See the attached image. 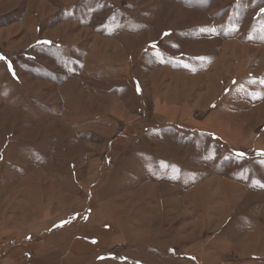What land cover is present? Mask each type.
Listing matches in <instances>:
<instances>
[{"label":"rangeland","instance_id":"rangeland-1","mask_svg":"<svg viewBox=\"0 0 264 264\" xmlns=\"http://www.w3.org/2000/svg\"><path fill=\"white\" fill-rule=\"evenodd\" d=\"M0 264H264V0H0Z\"/></svg>","mask_w":264,"mask_h":264}]
</instances>
